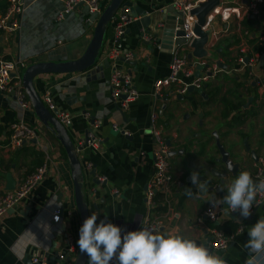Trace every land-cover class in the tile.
I'll return each instance as SVG.
<instances>
[{
    "label": "crops",
    "instance_id": "crops-1",
    "mask_svg": "<svg viewBox=\"0 0 264 264\" xmlns=\"http://www.w3.org/2000/svg\"><path fill=\"white\" fill-rule=\"evenodd\" d=\"M109 1L102 0V3L105 5ZM128 1L135 6L136 14L126 26L129 33L115 45L111 23L100 59H106L113 47L135 54V67L119 60L115 62L116 67L130 73L139 94L128 110L123 113L118 110L111 97V64L104 68L103 61L89 73L40 75L35 83L41 97L49 93L55 107L70 114L71 124L65 128L75 147H80L79 142L91 129V122H98L95 134L99 147L83 146L77 151L85 177L89 216L95 212L97 224L103 220L122 228V236L140 227L147 217L159 218L161 231L178 227L184 236L195 238L199 243L212 238L214 230L225 233L218 227L232 222L242 231L236 233L235 229L234 234L225 233L232 236L227 248L212 252L224 257L227 264H245L248 253L244 244L249 240L248 230L264 218V202L248 218L237 215L233 219L226 204L215 207L219 217L214 221L205 218L204 211L211 203L209 200H219L227 194V185L239 172L250 171L255 179L254 163L257 158H264V95L260 92V85H264V60L246 69L244 74L222 73L213 77L204 84L203 94L187 91L177 98L178 94H171L175 89L171 85L163 91L162 98L167 100H156L151 94L153 84L170 73L172 37H168L170 47L166 49L140 36L150 31L158 32V38H163L164 28L155 29L159 22L170 24L173 16L171 0ZM24 2L20 30L12 35L0 33V56L21 60L28 66L36 62H67L83 54L95 26L87 24L85 13H72L64 20L56 21L61 0ZM143 18L148 19L146 28L140 21ZM212 25L216 30L226 29L217 43L213 59L227 69L236 67L235 51L247 37L245 31L251 34L246 40L252 50L254 44L248 41L264 34V5L257 18L232 19L227 24L216 20ZM258 43L264 46L263 42ZM192 79L184 77L186 82ZM175 102L178 106L172 117L167 110ZM159 104H163L162 109L156 107ZM154 110L158 115L157 125L164 124L167 137L161 129L170 142V152H173L170 161L174 183L168 204L161 211L149 210L145 201V190L152 173L153 140L149 130ZM17 119L43 130L45 140L41 149L32 142L15 151L7 148V128ZM48 129L51 131L52 128L45 126L33 109L22 108L13 94L0 92V194L6 191V174H10L16 184L40 165V155L43 156L41 161L50 168L49 176L30 197L0 222V264H30L33 252L39 256L48 255L49 264H65L54 258L57 251L66 247L63 230L77 241L79 239L80 223L71 179L73 166L56 134L53 136ZM122 131L128 134L123 135ZM222 152L228 153L227 163ZM93 166L97 184L91 183L88 174ZM194 171L200 174L201 181L208 183L207 193L200 194L191 183L190 174ZM57 178L62 189L63 186L67 188L66 195L61 193ZM186 188L192 189V197L185 195ZM60 203L64 206L63 218L56 223L51 219V213Z\"/></svg>",
    "mask_w": 264,
    "mask_h": 264
},
{
    "label": "built area",
    "instance_id": "built-area-1",
    "mask_svg": "<svg viewBox=\"0 0 264 264\" xmlns=\"http://www.w3.org/2000/svg\"><path fill=\"white\" fill-rule=\"evenodd\" d=\"M206 0H171L172 6V20L167 26L165 21L159 22L156 25L157 29H163L165 27H172L174 31L181 30L183 35L177 36L174 32L171 39V63L170 73L166 78L156 80L152 88V96L156 100L163 99V91L171 85L175 86V89L171 94H178V96L187 93L189 86H194L195 89H200L213 77L225 73V74H244L246 69L252 68L259 60H264V49L261 52H254L250 49L247 40L251 34L245 31L246 38L241 40L238 45L236 54V67L232 66L229 69H222L219 67L212 57L216 50L217 43L226 31L223 29H215L212 25L216 20L222 23H229L232 19L242 21L248 18H257L260 16L261 9L264 5V0H220L219 4L215 6L206 16V22L203 26V30H209V37L205 45L206 55L199 58L190 56L192 52L191 43L197 37L194 32V25L196 17L192 14V11ZM104 4L102 0H61V7L56 15V21H62L65 17L72 13L86 14L87 24H95L99 16L103 11ZM25 10L24 0H8L6 10L0 14V33L2 34H16L20 30L21 16ZM180 14V15H179ZM132 20L129 15V8L125 9L124 14H117L112 24L114 31L113 43L116 45L121 36L124 34L127 24ZM156 30V29H155ZM142 39L151 42L154 45L159 44L153 37L152 32L143 33ZM258 42L264 43V34H261L256 38ZM182 39V44L179 40ZM250 43V41H248ZM124 59L125 61H131L135 59V54L132 51L122 52L116 47L109 50L106 59L111 64V72L109 75V85L111 97L116 103L118 110L122 113L128 110L129 106L137 101L138 92L133 86L130 73L115 66V62L118 59ZM148 61V56L146 58ZM26 68V64L21 60H12L0 56V92L5 94H13L15 100L24 109L31 110L32 107L26 97L25 91L22 86L21 74ZM201 72V73H200ZM196 73V74H195ZM198 73V74H197ZM184 77H193L189 82L184 81ZM260 92L264 95V85H260ZM45 106L50 112L55 113V117L63 127H67L71 124V116L66 111L58 110L52 102L49 93L41 97ZM157 111H153L151 116L150 134L153 140L152 151V173L147 183L145 190V201L149 210H155L157 206H167L168 198L172 190V184L174 183L172 166L170 161L169 152L170 146L168 141L163 135L161 127L157 125ZM98 127V122H91V129L89 130L86 141L87 147L98 148L99 139L95 134V129ZM114 129H117L113 126ZM8 131V144L7 148L11 151H15L21 148L27 143H31L35 140V145L38 149L42 148L43 141L45 140L44 133L31 126L23 119H17L11 122L7 128ZM123 135H127L126 131H122ZM44 139V140H43ZM80 147L85 146V141L79 142ZM91 167V164H88ZM49 167L46 163L36 167L33 171L27 173L22 177L10 191H5L0 194V222L3 218L12 210H15L26 199L30 197L33 190L47 177L49 176ZM254 175L255 178L259 177L264 179V158L259 157L254 163ZM57 177V173H55ZM58 179V187L61 189V193L67 194V188L63 186ZM157 195L163 197L157 199ZM263 203V202H261ZM259 203V204H261ZM258 204V205H259ZM254 205L251 208V212L258 206ZM61 203L59 206L52 210L51 219L59 223L61 222ZM212 213L215 214L213 217ZM233 213V212H232ZM235 216H240L239 212H234ZM204 217L209 220H217L219 217L218 210L213 207L212 203L204 211ZM242 217V216H240ZM242 219V218H241ZM239 219V222L242 220ZM145 221L147 223H145ZM200 222V219H197ZM156 225L161 226V220L159 218H145L140 227L131 231L141 230L142 227H149ZM242 231L241 227L236 229V233ZM66 247L55 253L54 258L57 257L59 263L73 264L75 257L77 256L79 246L76 238L71 234L63 230ZM232 236H227L220 230H214L212 238L209 243L210 248L213 251L226 249ZM57 250V249H56ZM89 257L85 264H88ZM30 264H49L48 255L43 254L39 256L33 252L30 256ZM110 264H118L117 261H112Z\"/></svg>",
    "mask_w": 264,
    "mask_h": 264
},
{
    "label": "clouds",
    "instance_id": "clouds-1",
    "mask_svg": "<svg viewBox=\"0 0 264 264\" xmlns=\"http://www.w3.org/2000/svg\"><path fill=\"white\" fill-rule=\"evenodd\" d=\"M190 179L200 194L208 192V183L200 180L198 172H192ZM226 193L222 199L209 200L213 207L226 204L228 212H239L248 218L251 208L264 202V179H254L250 171H241L227 185ZM185 195L192 197V189L186 188ZM97 219L93 212L79 229L77 244L80 252L89 257L88 264H110L114 260L118 264H227L224 257L195 238H187L178 227L161 231L152 225L122 236V228L103 220L97 224ZM248 236L245 264H264V218L248 230Z\"/></svg>",
    "mask_w": 264,
    "mask_h": 264
},
{
    "label": "water",
    "instance_id": "water-1",
    "mask_svg": "<svg viewBox=\"0 0 264 264\" xmlns=\"http://www.w3.org/2000/svg\"><path fill=\"white\" fill-rule=\"evenodd\" d=\"M219 1L220 0H206L204 3L200 4L197 8H195L192 11V14L196 17L194 32L197 37L191 43L192 52L191 54H189V57L195 56L201 58L206 55L205 45L207 43L210 32L209 30H203V26L205 25L206 22V16L215 6L219 4ZM126 8H129L130 18L134 19L136 15L134 12L135 6L132 3H130L128 0H110L105 4V7L101 15L99 16L98 20L95 23V26L92 31L91 39L87 47L85 48L83 54L79 58L67 62H60V63H54V62L32 63L26 66V68L23 70L21 74L22 86L25 91L26 97L33 109L34 114L37 115L39 120L45 126L47 125L48 127L52 128L51 129L52 133L54 132L56 134L57 140L64 148L65 153L71 165L73 166L71 171L73 200L77 210L80 227L83 225L84 220L90 217L86 198H85V192H84L85 177L82 170L81 162L77 154V151H81L83 147H75L73 141L71 140L67 132V129L59 123V121L55 117V113L50 112L45 106L36 88L35 83L37 81L36 80L37 77L40 75L73 74V73H83V72L89 73V71H93L95 67H97L99 61H103L102 63L104 65V68H109L110 62L107 59L100 60L101 52L102 50H104V45L107 38V30L111 26V23L113 22L114 18L117 17V14L118 13L121 15L124 14ZM147 20L148 19L145 18L140 20L143 28L147 27L146 26ZM157 30L159 29H156L155 31ZM174 32L177 36L183 35V32L180 29L174 31L172 27H165L161 35V37L163 36V38L160 39L158 38V32L156 33L153 32V37L157 40V42H159L160 46L169 49L170 46H169L168 37L169 36L172 37ZM128 33H129V29H125L124 34H128ZM140 38L142 37L140 36ZM182 41H183L182 39L179 40L180 44H182ZM118 60L120 62H125L131 65L132 67H135L137 65V61L135 60H133L132 62L125 61L124 59L121 58ZM215 62L219 67L225 69V65L221 64L220 61L215 60ZM95 71L97 72L98 70ZM203 88L204 86L200 89H195L194 86H189L188 92H193L196 90L197 93L203 94ZM177 98H180V96H177ZM163 100L166 101L167 98H163ZM84 141L86 146L87 136H85ZM32 143H35V140H33ZM169 143L170 142H168V145L170 146ZM172 154L173 152H169V156H171ZM221 155L223 156V160H225V162L227 163V160H229L228 153L222 152ZM229 167L231 168L232 166ZM88 174L91 177V183L97 184L95 166H93V168L88 172ZM5 179H6L5 190L6 191L12 190L15 186V181L13 180L12 176L10 174H6ZM63 211H64V206L62 205V208L60 210L61 216H63ZM254 212L255 209L251 214L253 215ZM230 216H232L233 219L235 218L234 213H231ZM210 241L211 238L207 239V241L204 242L203 244L206 247H208L212 252V249L209 246ZM87 258H88L87 254H82L80 250H78L77 256L75 257L73 264H85Z\"/></svg>",
    "mask_w": 264,
    "mask_h": 264
},
{
    "label": "trees",
    "instance_id": "trees-1",
    "mask_svg": "<svg viewBox=\"0 0 264 264\" xmlns=\"http://www.w3.org/2000/svg\"><path fill=\"white\" fill-rule=\"evenodd\" d=\"M7 3H8V1L6 0H3V2H1L0 3V10L2 11V13L6 10V7H7ZM246 22V20H244V26L247 24V22ZM250 43H253L254 44V46H253V51L254 52H261L263 49H264V46L263 45H259V43L256 41V39H252V41H250ZM46 128V127H45ZM49 128H51V127H49ZM49 130V129H48ZM43 131V130H42ZM49 132L51 133L52 131H50L49 130ZM53 134V136L55 135V133L53 132L52 133ZM62 151H63V148H62ZM41 156V160H43V156L42 155H40ZM40 160V165L41 164H43V161H41ZM39 165V166H40ZM158 200L159 199H161V198H163V197H160V195H157V197H156ZM165 207H163V206H157V208L155 209V211L156 210H162V209H164ZM218 229H222V230H224L225 231V233L227 234V235H230V234H234V232H235V229H237V227H236V225L234 224V223H232V222H230V223H228L226 226H223V227H218Z\"/></svg>",
    "mask_w": 264,
    "mask_h": 264
},
{
    "label": "rangeland",
    "instance_id": "rangeland-1",
    "mask_svg": "<svg viewBox=\"0 0 264 264\" xmlns=\"http://www.w3.org/2000/svg\"><path fill=\"white\" fill-rule=\"evenodd\" d=\"M105 7V5L103 6V8ZM86 16V15H85ZM213 55L214 54H212V57H213ZM158 106V107H157ZM161 106V108L160 109H162V106H163V104L161 105V104H159V105H156V107L157 108H159ZM177 106H178V104L175 102V103H172L171 104V106L169 107V109L167 110V113L169 112V114L170 115H172V117L173 116H175L176 115V112H174V111H176L177 110ZM165 107V106H164ZM165 117H167V114L165 115ZM171 125H172V123H171ZM161 128H163V131H164V124H162V126H161ZM175 128V127H174ZM164 133H165V136L167 137L168 136V134L164 131Z\"/></svg>",
    "mask_w": 264,
    "mask_h": 264
}]
</instances>
